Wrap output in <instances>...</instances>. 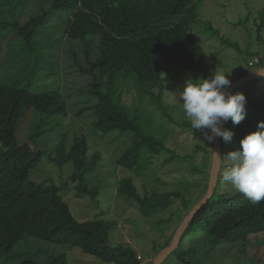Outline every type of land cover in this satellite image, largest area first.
Returning <instances> with one entry per match:
<instances>
[{
    "label": "trees",
    "instance_id": "1",
    "mask_svg": "<svg viewBox=\"0 0 264 264\" xmlns=\"http://www.w3.org/2000/svg\"><path fill=\"white\" fill-rule=\"evenodd\" d=\"M25 2L0 0V21L9 26L14 36L23 37L29 47L33 46L36 38L52 35V32L45 33L41 29L52 14L64 10L71 14L60 43L65 38L78 41L87 54L89 65L82 70L92 78L88 92L96 97V102L87 107L94 109L95 119L91 128L94 133L103 135L113 132L130 134L131 143L116 163L135 170L138 176L146 179L151 176L150 171L155 174V168L151 166L153 156L167 155L165 161L171 162L174 156H168L172 151L166 137L160 136L153 127L147 128L141 115L130 105L136 101L127 104L122 101V94L127 87L134 86L138 100L149 95L154 109L168 114L169 106L163 101L166 87L164 73L168 68L162 65L160 57L182 72L207 77L209 59L192 32L193 25L201 20L202 0H51L50 7L43 8L39 14H31L22 23L20 16L23 15ZM260 20L258 38H261L264 25V6ZM204 24L207 29L218 32L211 22L205 21ZM94 45L97 46L96 56L92 54L91 57ZM260 62L264 66V57L259 59ZM130 77H134L135 85L128 81ZM251 81L235 88L233 94L242 92L241 87ZM245 95L246 118L238 125L231 119L224 125L233 133L232 139L239 141L238 144L247 134L257 130L260 121H264V86L260 100L250 96L249 88ZM84 110L77 111L75 115H81ZM31 111L40 116L37 123L46 119L53 125L57 118L68 116V103L61 83L37 90L0 83V259L19 258L14 247L25 237L33 236L54 244L78 246L99 257L105 264H143L131 245L109 244L116 220H78L61 194L63 185L47 179L29 178L30 170L40 162L43 154L31 145L41 131L31 135V142L18 139V128ZM187 125L191 127L189 122L181 127ZM236 148L235 143L231 146L230 141L225 142L222 138V155ZM55 150L53 159L58 166L67 163L73 166L69 179L75 186L76 195L96 197L98 190L90 185L87 175L97 168L102 156L100 152L89 154L87 135H76L71 145L64 135ZM143 165L151 170L146 172ZM207 187L208 184L204 194ZM117 192L135 202L145 217L157 216L169 209L175 197H181L185 206L188 204L178 190H153L141 195L131 176L119 180ZM192 231H203L212 242L237 244L238 249L246 253L250 235L264 232V200L253 203L240 192L219 194L216 187L212 197L193 217L181 240ZM172 238L173 235L163 247ZM163 247H159L157 253ZM186 252L179 244L172 253H177L183 260ZM17 264H68V260L65 253L47 254L43 261L26 256Z\"/></svg>",
    "mask_w": 264,
    "mask_h": 264
},
{
    "label": "rangeland",
    "instance_id": "2",
    "mask_svg": "<svg viewBox=\"0 0 264 264\" xmlns=\"http://www.w3.org/2000/svg\"><path fill=\"white\" fill-rule=\"evenodd\" d=\"M50 4L51 0H26L20 21L23 23L31 14L41 13L42 9L50 7ZM263 6L264 0H202L201 20L197 22L199 24L193 25L192 32L208 56L209 72L207 77L204 74L196 76L185 73L160 57L162 65L168 68L164 73L166 87L163 101L169 106L167 110L170 115L155 110L153 99L149 95H144L138 100L134 86L123 91L122 101L127 104L136 101L130 105L141 115L147 128L153 127L160 136L166 137V143L172 151L168 156H174L171 162L165 161L167 155L153 156L151 166L155 168V174H152L148 166L143 165V169L150 171L151 175L146 179L138 176L135 170L116 163V159L131 143L128 132L103 135L94 133L91 128L95 119L94 109L87 107L96 102V97L88 92L92 78L82 70V67L89 65L87 54L84 46L78 41L65 38L62 44L60 43L71 14L66 10L52 14L41 28L45 33L52 32V35L36 38L31 47L25 44L23 37L14 36L9 26L0 21V83L31 90L61 83L68 103L69 115L57 118L58 121L53 125L46 119L37 123L40 116L34 111L20 124L18 139L21 142H31L33 133L42 132L31 144L43 151V154L40 162L30 170L29 178L47 179L57 185H63L61 194L78 220H116L117 224L111 229L109 244L115 246L127 243L136 249L138 256L141 255L143 264H153L158 254L157 249L163 247L175 234L189 211L202 199L212 164L214 141L208 143L202 133L194 131L188 125L181 127L189 120L182 110L180 91L190 76L208 78L216 68L230 75L229 78L233 81L263 67V63L258 62L264 57V25L260 32L261 38L257 35ZM205 21L211 22L218 32L207 29ZM96 48L94 45L91 57L92 54L96 56ZM250 62L255 65L251 66ZM128 81L135 85L134 77H130ZM244 85L241 87L242 93L245 94L249 88L253 99L262 98V77ZM82 109L85 110L81 115H75ZM35 125L39 128H35ZM79 134L87 135L90 155L100 152L102 156L97 168L87 175L90 185L98 190L96 197L90 194L78 197L75 186L69 179L73 170L72 164L67 163L60 167L53 159L56 155V144L64 135L66 142L71 145L74 137ZM230 142L231 146L235 143L237 148L239 147L238 140L232 139ZM230 148L229 146L228 150ZM228 166L227 160L221 162L216 186L217 193L223 195L238 192L222 179L223 171ZM127 176L134 179L141 195L153 190H178L185 196L188 204L185 206L181 197H175L169 209L157 216L145 217L139 212L135 202L127 200L117 192L119 180ZM205 235L203 231L185 234L180 243L181 250L187 251L184 254L185 259L182 260L177 253H172L162 264H264V232L250 235L246 253L240 251L237 244L226 241L212 242ZM14 251L20 255L19 258H2L0 264H17L26 256L43 261L47 254L60 253L66 254L68 264H105L99 257L83 251L78 246L54 244L33 236L19 241Z\"/></svg>",
    "mask_w": 264,
    "mask_h": 264
},
{
    "label": "clouds",
    "instance_id": "3",
    "mask_svg": "<svg viewBox=\"0 0 264 264\" xmlns=\"http://www.w3.org/2000/svg\"><path fill=\"white\" fill-rule=\"evenodd\" d=\"M258 73L264 76V72ZM229 77L217 68L208 78L190 76L179 94L182 110L192 129L202 133L208 143L216 138L231 141L233 133L224 125L229 119L238 125L247 116L246 95L229 92ZM215 156L219 161L229 162L223 171V181L253 203L264 200V121L258 123L256 131L241 139L238 148L226 155L215 152Z\"/></svg>",
    "mask_w": 264,
    "mask_h": 264
},
{
    "label": "water",
    "instance_id": "4",
    "mask_svg": "<svg viewBox=\"0 0 264 264\" xmlns=\"http://www.w3.org/2000/svg\"><path fill=\"white\" fill-rule=\"evenodd\" d=\"M258 72H264V66L260 69L251 71L244 75L241 78H238L236 80L231 81V85L229 87V92L233 93L235 88L242 85L244 82L253 80L255 78L263 77ZM215 152H218L222 155V138H216L214 140V150L212 155V164H211V170L209 175V182L207 191L202 197V199L189 211L186 218L182 221V223L178 226V228L175 231V234L173 235V238L171 242L163 247L157 254L153 264H162L165 260V258L172 253L174 250H176L179 247L180 240L184 232L186 231L187 227L190 225L191 221L193 220V217L195 214L202 208V206L208 202V200L212 197L215 188L217 186L219 174H220V168H221V162L216 159Z\"/></svg>",
    "mask_w": 264,
    "mask_h": 264
},
{
    "label": "built area",
    "instance_id": "5",
    "mask_svg": "<svg viewBox=\"0 0 264 264\" xmlns=\"http://www.w3.org/2000/svg\"><path fill=\"white\" fill-rule=\"evenodd\" d=\"M250 65H253V63L251 62ZM140 258V256H138Z\"/></svg>",
    "mask_w": 264,
    "mask_h": 264
}]
</instances>
